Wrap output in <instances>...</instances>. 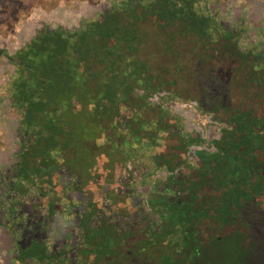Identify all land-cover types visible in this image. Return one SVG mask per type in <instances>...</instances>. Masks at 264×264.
<instances>
[{
  "label": "trees",
  "instance_id": "16d2710c",
  "mask_svg": "<svg viewBox=\"0 0 264 264\" xmlns=\"http://www.w3.org/2000/svg\"><path fill=\"white\" fill-rule=\"evenodd\" d=\"M198 4L116 0L110 8L82 19L78 27L43 25L9 55L16 67L9 93L21 147L13 180L49 183L61 167L74 183L84 186L95 178L92 168L104 158L109 185L115 165L146 158L166 172L159 194L153 196L161 199L154 205L161 228L168 225L173 232L185 226L187 245L194 246L192 239L203 220L219 228L240 222L245 205L253 204L257 212L245 225L247 234L235 230L231 235H246L234 245L242 261L260 264L264 114L252 107L232 108L215 98L205 112L227 114L222 120L212 115L225 126L207 148L199 146L203 140L198 133L182 130L180 118L168 106L151 100L166 91L203 105L201 99L185 96L186 87L182 92L174 87L195 82L186 69L206 64L214 72L217 61L228 59L233 63L231 83L239 81L252 96L264 98V51L241 46L240 31L224 26ZM165 143L168 148L158 150Z\"/></svg>",
  "mask_w": 264,
  "mask_h": 264
},
{
  "label": "rangeland",
  "instance_id": "374dc122",
  "mask_svg": "<svg viewBox=\"0 0 264 264\" xmlns=\"http://www.w3.org/2000/svg\"><path fill=\"white\" fill-rule=\"evenodd\" d=\"M115 1L0 0V49L6 54L0 55V264H12L16 261L13 239H22L24 236L23 229L16 228V223L22 219L20 210L24 206L26 207L23 211L24 217H31L32 221H35L38 217H43L47 203L55 200L60 204L50 209L49 219L42 227L48 230V245L52 246L54 243L60 244L56 241V235L60 237L63 231H68L69 234L74 232L72 222L78 210L66 207L68 203H77L83 197L99 199L104 198L105 195H116L120 201L119 205L122 206L131 195L137 197L146 206L149 197L159 194L166 172L155 169L146 158H139L136 164L127 162L115 165L112 171V183L109 185H106V180L110 173L104 168L105 160L101 158L92 168L95 178L86 185H81L80 190L74 188L72 185L74 179L61 167L53 172L49 183L43 179H33L31 182L13 180L16 156L21 147L18 136L19 121L14 114L9 93V81L16 67L8 61L7 55L14 54L35 36L43 25L51 28L57 25L75 28L81 24L82 19L110 8ZM198 1V5L204 11L217 17L224 26L240 31L241 46L245 48L257 46L264 51V0ZM164 60L169 61L168 58ZM213 66L214 72L213 67L206 64L198 65V68L186 69V75L195 82L193 84H190V81L184 82L185 84L180 82L174 87L180 92L186 87L189 93H185V96L193 95L204 101L203 105H200L196 99L186 100L171 93L167 94L166 91H160V94L151 99L162 101L164 106H168L172 114L180 118L179 126L182 130L193 135L198 133L203 140L202 145L199 146L207 148L211 146L210 140L225 126L221 121L212 119V115L215 114L222 120L227 114L223 110L216 113L205 112L214 105L215 98L221 97V102L232 108L252 107L255 112L264 114V98L252 96L251 90H245L240 86L239 81L231 83L233 66L231 60H219ZM169 121L173 122L172 119ZM175 141L174 138L171 139V144H175ZM168 144L165 143L158 150L167 149ZM190 150H193V146ZM187 161L193 160L188 158ZM181 168L186 171V166ZM180 196L184 198L185 195L181 193ZM21 200L24 202H20ZM104 202L108 203V201ZM10 206L12 209L8 212ZM256 212L255 205L247 204L243 208L242 221L229 223L220 228L215 222L203 220L199 232L195 233V239H192L194 246L187 245L189 233L184 231L185 226L170 232V228L166 225V229L158 228L159 231L152 234L147 242L137 241L131 243L132 247H130L132 251L138 252L142 247L148 248L159 243L156 252L162 254L161 262L171 264H179L181 261L188 264L194 261H198V264H249L242 261L239 249L234 245L237 239L246 235L242 236L239 233L231 235V233L239 230L247 234L248 229L245 225L256 215ZM100 221L101 218H98L99 223ZM248 242L249 240H245L244 245L246 246ZM180 253H183V256L180 257ZM260 264H264V261Z\"/></svg>",
  "mask_w": 264,
  "mask_h": 264
},
{
  "label": "flooded vegetation",
  "instance_id": "af4514ba",
  "mask_svg": "<svg viewBox=\"0 0 264 264\" xmlns=\"http://www.w3.org/2000/svg\"><path fill=\"white\" fill-rule=\"evenodd\" d=\"M0 51V55H6L4 50ZM7 58L12 63L9 55ZM72 185L80 190L81 184ZM128 199L122 206L116 195H105L99 199L83 197L77 203H68L66 207L78 210L72 222L74 232L69 234L63 231L60 237L56 235V241L60 244L54 243L52 246L48 245V230L42 227L49 219L50 209L60 204L55 200L47 203L45 214L35 221L31 217H24V206L20 210L22 219L16 223L17 229H23L24 236L13 239L16 261L12 264H171L161 262L162 254L156 252L159 243L153 246L148 243V248L142 247L138 252L131 250V243L147 242L163 225V222H158L162 219L154 206L161 199L149 197L146 206L135 196L130 195ZM98 218H101L100 223ZM181 256L183 253H180ZM179 264L188 263L181 261ZM189 264H198V261Z\"/></svg>",
  "mask_w": 264,
  "mask_h": 264
},
{
  "label": "water",
  "instance_id": "95a60500",
  "mask_svg": "<svg viewBox=\"0 0 264 264\" xmlns=\"http://www.w3.org/2000/svg\"><path fill=\"white\" fill-rule=\"evenodd\" d=\"M1 52V51H0Z\"/></svg>",
  "mask_w": 264,
  "mask_h": 264
}]
</instances>
